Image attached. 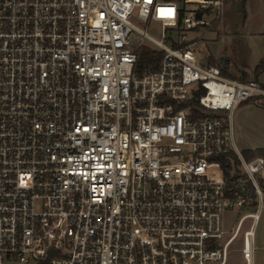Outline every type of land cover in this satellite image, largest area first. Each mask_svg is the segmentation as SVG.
Returning a JSON list of instances; mask_svg holds the SVG:
<instances>
[{"label":"built area","instance_id":"2783aa9c","mask_svg":"<svg viewBox=\"0 0 264 264\" xmlns=\"http://www.w3.org/2000/svg\"><path fill=\"white\" fill-rule=\"evenodd\" d=\"M223 9L0 0V264H226L241 230L252 263L264 153L231 116L264 87L198 57ZM143 47L162 55L139 71Z\"/></svg>","mask_w":264,"mask_h":264},{"label":"crops","instance_id":"0c3cea01","mask_svg":"<svg viewBox=\"0 0 264 264\" xmlns=\"http://www.w3.org/2000/svg\"><path fill=\"white\" fill-rule=\"evenodd\" d=\"M200 40L207 49L206 60L224 69V75L238 80L256 79L264 87V66L259 76L254 74L255 67L264 60V0H245L243 6L241 0H224L221 18ZM218 42L223 43L222 47H216ZM257 100L240 104L231 116L233 140L242 151L264 148V99ZM259 132L260 137L255 135ZM251 264H264V207L254 227Z\"/></svg>","mask_w":264,"mask_h":264},{"label":"rangeland","instance_id":"374dc122","mask_svg":"<svg viewBox=\"0 0 264 264\" xmlns=\"http://www.w3.org/2000/svg\"><path fill=\"white\" fill-rule=\"evenodd\" d=\"M141 27H146V31L150 35H152V36H154L156 38H159V34H160V26H159V24H157V23H155L153 21H149L145 26L143 25ZM222 44H223L222 42H218L216 47L220 48V47H222ZM143 48H146V47H143ZM196 48H197L196 49V53H197L198 57L203 59V60H206L205 57L207 56V49H206V47H205V45H204L202 40H199ZM141 70L142 69L139 68V71H141ZM259 74L260 73H258L257 76H259ZM230 76L233 77V75H231V74H230ZM260 111L262 112V110H260ZM258 114L254 113L252 115L257 117ZM255 135L260 137L261 136V132H259L258 134H255ZM257 150H259V149H257ZM261 178L264 180V170H263V172L261 174ZM223 217H224V226H225V228L227 230H230V227L233 225V223L237 219L238 215L235 213V211H225L224 214H223ZM248 222H249V219H247L244 222L243 228L246 227ZM241 245H242V230L236 236V238L231 242V244L229 245V248H228V260H227L226 264H244V261L242 260L241 253H240Z\"/></svg>","mask_w":264,"mask_h":264},{"label":"trees","instance_id":"16d2710c","mask_svg":"<svg viewBox=\"0 0 264 264\" xmlns=\"http://www.w3.org/2000/svg\"><path fill=\"white\" fill-rule=\"evenodd\" d=\"M245 0H241V6H243ZM162 55L161 51H151L147 48H143L141 51V55L138 60V68L144 69L148 67L149 65H152V67H155L160 59V56ZM264 66V60L261 61L254 70L255 76L258 75V73L261 72L262 68ZM223 73L225 72L224 69L221 70ZM259 153H264V148H260L257 150ZM247 158H250L251 152L250 151H243Z\"/></svg>","mask_w":264,"mask_h":264}]
</instances>
